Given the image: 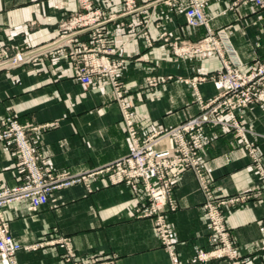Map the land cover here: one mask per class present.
<instances>
[{"label":"crops","instance_id":"0c3cea01","mask_svg":"<svg viewBox=\"0 0 264 264\" xmlns=\"http://www.w3.org/2000/svg\"><path fill=\"white\" fill-rule=\"evenodd\" d=\"M105 8L108 48L124 62L118 78L132 104L140 136L155 135L199 113V100L217 95L210 81L194 86L187 80L209 78L222 69L215 52L177 58L174 42H196L208 35L204 27L186 24L189 0H136L142 10L121 15L122 0H94ZM234 0H207L204 11L214 32H227L237 58L251 69L264 57V8L251 3L233 7ZM77 8V0H0V48L36 49L52 44L58 24ZM147 26L145 27V24ZM154 39L147 46L142 32ZM167 33L169 41L160 39ZM88 34L78 44H89ZM170 76L158 87L147 79ZM13 116L29 131L35 152L55 173L90 175L115 163L129 152L130 142L108 78L94 76L84 85L63 53L47 56L15 69L0 71V120ZM248 139L264 165V105L239 111ZM201 159L207 177L221 199L244 196L224 208L225 222L243 264H264V188L241 137L230 128L206 126ZM168 146L166 140L157 149ZM42 165V164H41ZM44 166V165H43ZM176 181L166 208L175 253L180 264H228L223 257L200 260V253L217 248L206 211L205 198L192 171L175 170ZM27 181V173L13 140L0 141V190ZM259 191V192H258ZM143 191L137 196L125 184H112L106 174L85 183L56 190L46 205L30 211L27 202L6 208L11 232L23 249L18 264H65L59 240H69L75 258L118 264H170L154 217H143L148 206Z\"/></svg>","mask_w":264,"mask_h":264},{"label":"built area","instance_id":"2783aa9c","mask_svg":"<svg viewBox=\"0 0 264 264\" xmlns=\"http://www.w3.org/2000/svg\"><path fill=\"white\" fill-rule=\"evenodd\" d=\"M122 3L124 12L121 15L138 13L142 10L137 6L136 0H122ZM206 3L207 0H189L186 24L191 27H204L208 35L197 42L189 40L174 42L173 51L177 57L216 52L221 58L222 69L208 80L216 89L217 95L207 102L200 99L201 112L198 116L145 138L139 134L125 97L123 84L118 78L124 62L112 58L108 48L107 31L104 25L118 19L119 15L106 16L105 8L98 7L94 0H77L76 10L59 21V36L55 42L61 40L63 42L40 54L47 56L54 50L63 53L64 59L70 62L77 78L84 85H89L94 76L109 79L119 106L121 121L130 142L129 152L115 163L87 176L72 175L69 172L55 173L45 166L41 154L33 149L25 126L15 118L1 121L0 141L14 140L27 173V181L0 190V264H18L16 255L23 249L11 232L6 216L7 207L24 201L28 203L30 211H37L48 203L52 192L85 183L88 177L99 173L106 174L112 184L127 185L133 195L137 196L141 191L144 192L149 203L145 210H139V212L143 217L155 218L156 230L170 256V264H180L166 217V208L171 202L176 181L175 170L194 172L205 198L203 207L207 219L217 239V248L208 253H200L198 258L205 260L209 257H223L230 261V264H242L226 227L222 207L239 204L245 198L238 196L221 199L213 191V184L204 171L201 159L202 132L208 125L233 129L241 137L255 165L260 184L264 185V165L260 161L254 144L248 139L247 128L239 118V111L251 104L264 105V57L259 58L251 69L244 70V64L237 58L236 50L228 34L220 31L215 33L211 30V19L204 11ZM243 3H251L259 8L264 7V0H234L233 7ZM144 24L146 27L147 23ZM84 34L90 37L89 44H78L79 36ZM142 37L147 46L154 44V39L148 30L142 32ZM160 39L169 41L167 33H161ZM15 48L14 45L0 48V71L29 64L38 55H30L38 49L17 50L12 54ZM160 81H165V78H160ZM197 81L199 80L195 78L190 82L196 86ZM150 83L156 85L157 82L150 80ZM162 140L168 142V147L157 149V144ZM59 243L64 249L65 264H83L76 260L74 247L69 240L60 239ZM89 264L118 263L114 260L92 259Z\"/></svg>","mask_w":264,"mask_h":264},{"label":"rangeland","instance_id":"374dc122","mask_svg":"<svg viewBox=\"0 0 264 264\" xmlns=\"http://www.w3.org/2000/svg\"><path fill=\"white\" fill-rule=\"evenodd\" d=\"M232 8H234V7H232ZM264 8V7H263ZM206 14V13H205ZM207 16V15H206ZM208 17V16H207ZM219 32V31H218ZM220 32H223V31H220ZM215 33H217V32H215ZM225 33H227V32H225ZM228 34V33H227ZM228 36H229V34H228ZM203 39V38H202ZM229 39H230V41L232 42V40H231V37L229 36ZM201 40V39H200ZM56 41V40H55ZM54 41V42H55ZM199 41V40H198ZM53 42V43H54ZM197 42V41H196ZM174 44V43H173ZM173 44H172V50H173ZM232 44H233V42H232ZM45 47V46H44ZM233 47H234V49L236 50V48H235V46H234V44H233ZM41 48H43V47H41ZM36 49H40V48H36ZM25 51H27V50H32V49H24ZM33 50H35V49H33ZM17 50H13L12 51V54H14L15 52H16ZM173 53H174V51H173ZM210 53V52H209ZM216 53V52H215ZM237 53V52H236ZM175 54V53H174ZM203 54H207V53H195V54H190V55H186V56H184V57H177L176 56V54H175V56L177 57V58H185V57H189V56H195V55H203ZM217 54V53H216ZM218 55V54H217ZM219 58H220V56H219ZM121 60V59H120ZM220 60H221V58H220ZM222 62V61H221ZM4 70H6V69H4ZM2 71V70H1ZM220 71V70H219ZM160 78H165V81H160ZM195 78H197L199 81H197V84L199 83V82H203V81H209L208 79L209 78H206V77H193L192 79H190V80H187L188 82H190L191 80H193V79H195ZM202 78H205L206 80H203V81H201L200 79H202ZM171 79V77L170 76H156V77H151V78H149V79H147V84L150 86V87H153V88H156V87H158L160 84H163V83H165V82H167V81H169ZM150 80L151 81H153V82H157L156 83V85H154V83L153 84H151L150 83ZM159 80V81H158ZM91 84V83H90ZM89 84V85H90ZM88 86V85H87ZM125 90V89H124ZM112 94H113V96H114V99H115V95H114V92H113V88H112ZM214 98V97H213ZM212 99V98H211ZM211 99H209V100H211ZM201 100H203L204 102H207V101H209V100H204V99H201ZM116 101V100H115ZM128 103H129V106H130V109H131V111H132V113H133V110H132V104L128 101ZM199 108H200V100H199ZM200 112H201V108L199 109V113L196 115V116H198L199 114H200ZM196 116H193L192 118H194V117H196ZM8 118H13L14 119V117L13 116H7L6 118H4V119H2V120H0V123H1V121H3V120H6V119H8ZM192 118H190V119H192ZM16 119V118H15ZM17 120V119H16ZM135 120V119H134ZM189 120V119H188ZM18 121V120H17ZM187 121V120H186ZM186 121H184V122H186ZM19 122V121H18ZM184 122H182V123H184ZM20 123V122H19ZM135 123H136V121H135ZM182 123H180V124H182ZM21 124V123H20ZM180 124H178V125H180ZM21 125H23V124H21ZM136 125H137V123H136ZM177 125V126H178ZM23 126H25V125H23ZM26 127V126H25ZM175 127V126H174ZM137 128H138V126H137ZM172 128V127H171ZM26 129H27V127H26ZM165 129H170V128H165ZM164 130V129H163ZM139 131V130H138ZM27 132H28V136H29V131H28V129H27ZM140 134V133H139ZM148 137V136H147ZM3 141V140H2ZM14 141V140H13ZM15 143V142H14ZM16 145V144H15ZM203 146H204V144H203ZM168 147V146H167ZM17 148V147H16ZM259 187H261V188H264V185H259ZM213 191H214V189H213ZM215 192V191H214ZM259 192V191H258ZM216 194V193H215ZM233 205H237V204H232V205H229V206H233ZM226 206H224V207H222V210H223V212H224V208H225ZM225 214V213H224ZM227 227V226H226ZM230 234V233H229ZM230 237H231V235H230ZM231 240H232V237H231ZM233 242V241H232ZM236 247V246H235ZM236 250L238 251V253H239V249L236 247ZM227 260V259H226ZM239 260H240V262L243 264V262H242V260H241V258H240V253H239ZM227 263L228 264H230V261H228L227 260Z\"/></svg>","mask_w":264,"mask_h":264},{"label":"water","instance_id":"95a60500","mask_svg":"<svg viewBox=\"0 0 264 264\" xmlns=\"http://www.w3.org/2000/svg\"><path fill=\"white\" fill-rule=\"evenodd\" d=\"M62 42H63V40L58 41V42H55V43H52V44H49L48 46H45V47H43L41 49H38V50L32 52L30 55H32V54H38V53H41L43 51L49 50L51 48H54L55 46L59 45Z\"/></svg>","mask_w":264,"mask_h":264}]
</instances>
